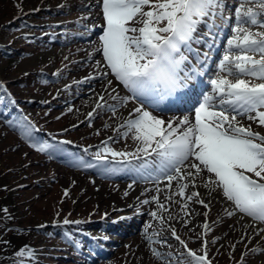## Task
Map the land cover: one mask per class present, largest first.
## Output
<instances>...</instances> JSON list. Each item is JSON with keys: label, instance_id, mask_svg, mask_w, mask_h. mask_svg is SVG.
Masks as SVG:
<instances>
[{"label": "rangeland", "instance_id": "obj_1", "mask_svg": "<svg viewBox=\"0 0 264 264\" xmlns=\"http://www.w3.org/2000/svg\"><path fill=\"white\" fill-rule=\"evenodd\" d=\"M103 24L101 0H0V84L5 92L0 94V242L11 237V226L27 233L33 255L23 258L30 264H187L191 258L172 236L174 228L198 254L207 240L211 264H264V252L251 251L264 249V233H259L264 222L239 212L228 216L231 202L212 196L208 189L203 195L199 189L204 177H197V185L185 190L186 195L200 193L187 201L173 195L177 189L166 188L163 177L141 178L128 170L127 162L92 161L57 144L59 139L70 140L91 157L101 152L112 158L102 152L104 142L117 152L135 151L136 142L131 135L123 136L126 129L120 127L135 105L120 106L127 90L110 74L102 51H97ZM102 72L109 75L98 74ZM218 73L224 74L219 69ZM108 79L115 92L107 87ZM97 103L104 106L97 108ZM111 105H116L115 115ZM21 118L33 125V142H47L55 150L32 147L13 127ZM241 119L264 133V127ZM143 162L132 161L137 166ZM89 163L94 167H84ZM157 187L163 209L151 200ZM153 211L163 219L151 216ZM65 219L80 223L63 226ZM51 223L72 233L71 242L48 226ZM205 223L210 231L203 228ZM41 225L45 226L38 228ZM7 249L0 244V253ZM153 249L161 256L153 255Z\"/></svg>", "mask_w": 264, "mask_h": 264}, {"label": "snow or ice", "instance_id": "obj_2", "mask_svg": "<svg viewBox=\"0 0 264 264\" xmlns=\"http://www.w3.org/2000/svg\"><path fill=\"white\" fill-rule=\"evenodd\" d=\"M101 3L104 24L97 51H102L110 74L127 90L128 95L120 98V106L129 102L135 105L120 127L126 129L123 136L131 135L136 142L134 152H117L104 142L102 152L110 153L113 159H126L128 170L136 172L141 178L159 180L163 177L167 181L165 187L171 189L175 186L177 191L173 195L184 197L187 201L199 197L200 193L192 191L186 195L185 190L189 185L196 186L197 177L206 176L204 187L211 186L212 190L221 192L231 202L232 210L227 212L228 216L239 212L254 221L264 222V133L256 131L252 124L245 125L241 119L246 118L264 127V82L252 83L241 78L247 76L264 81V31H252V26L264 28V0H243L235 6L234 35L228 39V50L218 65L219 72L225 74H218L210 80L211 92L205 93L202 102L195 108L194 122L187 116L175 122L166 120L154 114L149 107L159 108L166 101L175 103L171 98L179 100L182 90L188 87L187 81L201 74L195 69L191 73L184 71L188 60L184 53L192 51L191 44L198 39L195 34L200 24H207L211 19L212 27L216 17L225 22L231 19L223 16V0H101ZM255 54H259V58ZM182 72L184 75H181ZM98 74L109 75L107 72ZM230 76L237 78L230 79ZM112 84V79H108L107 87ZM111 91L116 89L111 87ZM99 99L103 101L104 96L100 95ZM103 106L100 103L96 105L97 108ZM109 108L115 115L116 105ZM88 115L91 117L92 113ZM25 121L26 118H21L13 127H17L22 137L38 151H54L52 144L33 142V125ZM141 157L144 158L143 163L138 166L132 163ZM96 159L105 161L107 156L97 152ZM84 167L94 165L89 163ZM104 170L116 171L114 168ZM160 191L157 187V195L151 200L163 209L164 204L159 200ZM171 198L166 197L168 200ZM149 202L143 201L145 204ZM195 202L208 207L203 199ZM182 207L186 209L187 204ZM4 211L7 212V209ZM150 215L163 219L156 211ZM204 215L207 216V213ZM64 223L79 224L80 221L65 219ZM203 228L211 230L207 223ZM259 233H264V229H260ZM172 236L191 258L187 264H211L207 240L203 241L198 254L188 247L174 228ZM152 251L153 255L161 256L158 250ZM251 251L264 252V249L254 248ZM26 254L33 255L27 246L16 253L18 257Z\"/></svg>", "mask_w": 264, "mask_h": 264}, {"label": "bare ground", "instance_id": "obj_3", "mask_svg": "<svg viewBox=\"0 0 264 264\" xmlns=\"http://www.w3.org/2000/svg\"><path fill=\"white\" fill-rule=\"evenodd\" d=\"M224 1V3H226V2H229V0H223ZM231 1V0H230ZM231 11H230V14L228 15V17H231V19H229L228 20V23L226 24V27H227V29H225L226 30V36H227V39L226 40H224V41H222L221 42V44H220V47H219V49H218V51H219V53H225L227 50H228V43H227V41H228V39L231 37V36H233L234 35V33L232 32V28L235 26V19H234V8H235V6L236 5H238L239 3H241V1L240 0H232L231 1ZM252 6H254V5H252ZM224 12V11H223ZM214 21H216V23L218 22V23H220L221 25H223V23H224V21L222 20V19H220L219 17H216L215 18V20ZM226 23V22H225ZM202 25H204V23H202ZM209 25H211V23L209 24ZM199 28H201V27H199ZM257 28L258 29H255V27L254 26H252V31H264V28H259L258 26H257ZM218 29L216 28H213L212 30H208L207 32L206 31H204V32H202L201 31V33H203V34H205V36L206 37H204V43L209 39V37H213V35H214V32L215 31H217ZM235 51V50H234ZM250 55H252V53L250 54ZM256 55V58H259V54H255ZM207 72H209L210 74H211V76H212V78H215L219 73H217V74H215V72L214 71H212V70H208ZM225 74V73H224ZM220 75V74H219ZM230 79H236L237 77H235V76H230L229 77ZM241 78H244V79H248V80H250V82H252V83H261V82H264V81H260V80H257L256 78H253V77H247V76H245V77H241ZM211 92V91H210ZM210 92H206V93H210ZM205 94V93H204ZM203 94V95H204ZM202 100H203V96H202V98L200 99V102H202ZM199 106V105H198ZM198 106H196V107H198ZM195 107V108H196ZM194 108V109H195ZM154 114H156V115H159V116H161L162 118H164V119H166V120H168V119H171V120H173L174 122H175V120H178V119H182L183 117H185V116H187L190 120H192L193 122H194V120H195V111H192V112H190V113H186V114H173V113H154ZM242 122H244V120H242ZM199 178V177H198ZM206 180H207V178L206 177H204V179H200V184L202 185V187H199V189L202 191V193H203V195H204V193L205 192H207V191H205V189H208L209 190V192L212 194V196H216V195H218L219 196V198L223 201V199H224V197L221 195V194H219L217 191H214V190H212V187L211 186H209V187H204V183L206 182ZM163 182H167L166 180H164ZM198 182V181H197ZM196 185H197V183H196ZM211 196V197H212ZM210 197V198H211ZM226 204H227V202H226ZM238 217H241L242 219H244V220H247V221H250L248 218H246V217H243V216H241V215H238ZM252 224H253V226H257L258 224H256V223H253L252 222Z\"/></svg>", "mask_w": 264, "mask_h": 264}, {"label": "trees", "instance_id": "obj_4", "mask_svg": "<svg viewBox=\"0 0 264 264\" xmlns=\"http://www.w3.org/2000/svg\"><path fill=\"white\" fill-rule=\"evenodd\" d=\"M16 48V47H15ZM0 93L3 94L2 87H0ZM12 235L8 237L7 241H1V246L8 247L7 250L0 253V264H26V260L22 257H18L16 253L21 249L27 246L28 249H31V241L27 240L26 234L24 235L22 230L16 228L15 226L10 227ZM43 230V229H41ZM29 232H31L28 229Z\"/></svg>", "mask_w": 264, "mask_h": 264}]
</instances>
